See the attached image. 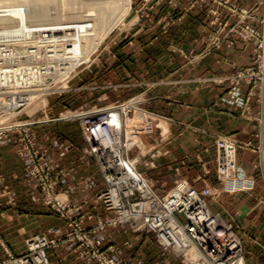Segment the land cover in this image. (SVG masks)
<instances>
[{
  "label": "rangeland",
  "instance_id": "374dc122",
  "mask_svg": "<svg viewBox=\"0 0 264 264\" xmlns=\"http://www.w3.org/2000/svg\"><path fill=\"white\" fill-rule=\"evenodd\" d=\"M39 1L41 2L38 7L42 12L38 15L34 24L31 22L27 25V31L30 32V39H32L30 41L37 42L39 45L41 43V61H61L62 63H58V66H60L58 68L63 71L59 70L60 73L55 77H53V73L50 72L48 75H51V80L54 81V84L49 86V88H47L48 90L43 89V91L35 97L26 101L24 105L13 108L11 111L9 109L10 112H8V108L3 110V108L7 107V104H1L0 119L12 117L26 121H33V123L25 128L26 136L31 139L36 148L43 152L40 162L43 168L50 172L47 180L43 178V176H40L39 172L33 171L35 163L30 159V156L23 151V138L21 137L24 134L23 132H4L0 135L12 133L21 142L19 153L26 155L29 160L30 173L34 179L33 185L40 193V200L44 210L47 212H54L69 228L62 235H56L59 227L54 225L49 226L46 233L43 234L25 233L22 240H19L20 242L16 245L18 248L15 250L11 246L5 244L0 234V250L4 252L3 255L0 254V259H6L10 253L12 255H20L26 252L28 248V238L30 236L38 234L59 238L74 231L75 226L72 223H69L67 217L61 215L55 208L46 206V186H49L48 181L50 180L53 188V196L56 195L69 204L79 205V208L73 212V215L81 218L79 221V227L81 230L83 229L84 236H82V238L78 237L74 231L70 239L57 240L55 244L49 245L47 247L48 259L50 247L57 246L64 241H76V245L79 248V254L88 258H94L96 264H106L108 258L119 260L122 264H137L136 261L128 260L123 257H114L109 254L108 250L113 249L111 247L112 244L110 242L101 243L98 239L93 238L92 236L93 232L108 224H120L129 228L131 231H143L148 234L147 254L148 261H151V264H192L187 259L190 257L188 255L190 250H175V248L161 243L156 234L149 229H133L127 224L120 222L109 223L108 221H105L109 217L114 216L112 208H106L101 198L98 197L99 193L107 187V182L99 170L94 156L88 150V141L86 139V134L82 129L81 122L83 120L80 117H71L69 113L73 111H84L92 112V114L97 113L99 115L102 113L98 110L104 109L106 106L123 103L122 106H124V112H120L121 114L119 115L121 116V121L119 122V137L122 145V153L124 155L126 154L136 170L144 176L145 180L158 194H166L174 185L175 181L183 177L199 191L200 196L204 199L209 208L208 199L214 201V207H216L217 210L210 209L222 217L237 233L242 247L244 264H246L243 241L240 237V233L238 232L237 227L233 224L234 221L229 217L224 216V214L219 211L221 207V201L219 198L220 195L224 193L233 194L238 190L251 188L253 180L252 178L239 177L236 172L234 177L231 178H223L219 176L216 171L215 159V142L218 136L234 139L236 155L238 141L230 134H216L214 137L211 150V160L213 175L217 183V186L215 187L203 180V188H197L188 177L179 174L178 171L180 170L178 168L177 160L173 159V156H168V159L165 160V162H159L157 157L161 158V156L157 155L156 142L154 141L153 145L149 146L146 144V137H153L157 132V127L160 126L159 123L161 124L163 120L162 117H160L161 112L156 109H148L142 105V101L145 99L142 95V90H134L135 86L136 89H139V86L129 84L130 82L128 78L131 75L136 79L132 80V82L138 81V83L144 82L148 85H155L158 82V79L162 78V75L156 78L157 73L169 71L168 69L170 68V71H172L177 62L169 63L163 67H158L160 66V63L154 65L147 64L144 66L137 63L141 61L135 62L130 60L129 57L134 54L133 57L137 56L143 58L144 56L147 58L154 57L155 59L159 55L161 56V59L158 62H162V59L167 61V58H176L175 56L181 53L187 60L196 61L212 50L219 48L222 44H229V36L237 37L245 43H251L253 56L249 64L245 66L234 64L236 69L233 72L222 75L213 74L211 79L215 82H226L229 91H240V113L253 118L260 125H264V102L261 103V101H264V96L259 95L264 94V62H256L258 61V53L261 52V48L256 45L258 39L246 40L242 38L239 31H233L231 29L234 26L241 25V23H248L259 31L264 32V0H256L254 4L249 7L237 4L232 0H209L212 6L208 8V11L213 15L210 21L215 24V27L207 37L203 47L196 51H186L183 49V47L178 44L179 41H181L180 38L177 36L174 37L173 33H164L165 36H161L162 38L159 39V47L153 43L154 45L149 44L144 47L143 50H139L141 45L140 42L147 43L148 40L154 39L155 37L158 38L157 29L153 28L148 32L143 33L140 27L142 25L155 27L161 23V27L165 28L163 26L171 24L176 18L175 15L172 16L167 13L163 20L160 18L161 15L157 16V14H155V10H157L156 8L158 7L159 10L163 9L164 11L169 9V7L176 9L179 6V0ZM204 1L205 0H186L185 4L181 6V9L182 11L187 10ZM223 10L227 12L228 17H220V13ZM90 11H92V14H89ZM262 35H264V33H262ZM95 40L97 43H95ZM131 40L133 42L132 46L130 45L132 44ZM21 56H25V59H20L22 62L27 61L28 55ZM77 58L81 59L77 63L71 64L74 59ZM257 67L258 69H262L260 70L261 74L255 73ZM56 83L58 85H56ZM38 86H41V81L39 79L26 89ZM17 88L18 89L11 87L3 89L20 90V88L23 87ZM252 101H255L257 104V111L255 112L251 111ZM93 107L100 108L97 109L96 112L88 110ZM146 116L147 118H151L154 123L153 129L150 132L143 130L142 122ZM51 121H66L77 125L82 138L80 157L85 162L91 161L96 165L104 182L103 187L92 196V207L94 208L99 204L104 209L110 210V214L107 216L97 218L95 221L84 225L82 221L85 217H90L91 213L88 211L83 212L82 202L69 200L57 187L64 172L53 171L45 165L43 160L45 149L38 147L29 134V128L32 125L39 122ZM165 131L166 129L160 127L158 133L162 136L163 134H166ZM239 199L242 200V196ZM19 204L20 201L17 191L4 181V177L0 173V212L4 207H15V209H17L16 207H18ZM236 208L237 197L230 196L225 205V209L231 212L233 210L235 211ZM51 228H58V230L51 231Z\"/></svg>",
  "mask_w": 264,
  "mask_h": 264
},
{
  "label": "crops",
  "instance_id": "0c3cea01",
  "mask_svg": "<svg viewBox=\"0 0 264 264\" xmlns=\"http://www.w3.org/2000/svg\"><path fill=\"white\" fill-rule=\"evenodd\" d=\"M237 4L249 7L256 0H232ZM186 0L178 1V8H156L155 14L176 16L168 26L155 27L142 25V32L157 29L158 38L140 42L139 50L149 44L160 45L159 39L164 33H173L180 38V44L186 51L199 50L207 37L213 31L215 24L208 8L212 6L209 0L198 3L183 10L181 6ZM154 14V15H155ZM180 14V15H179ZM152 15V16H154ZM220 17L226 18V11H221ZM178 34V35H177ZM229 44H222L196 61L187 60L181 53L176 58L162 59L161 56L137 57L130 55V60L142 65L157 64L163 67L169 63L176 66L169 71L157 73L155 85L144 82L129 84L139 86L134 90L141 91L145 99L142 105L148 109L161 112L162 123L157 127L153 137H146L147 145L157 144L159 162H165L168 156L177 160L179 174L185 175L197 187L203 188L205 180L208 184L217 186L213 175L211 150L216 134H230L237 141V175L252 178L251 188L238 190L233 194H221L220 212L234 221L243 241L246 264H264V125L240 113V91H229L226 82H215L213 74L222 75L233 72L234 64L245 66L253 56L252 44L239 38L229 36ZM156 41V43H155ZM130 44L133 45L131 40ZM154 43V44H153ZM149 67V66H146ZM164 73V74H163ZM251 111H257L255 101L251 103ZM166 129V134L159 135V128ZM29 134L34 143L45 149L44 163L53 171H63L57 187L71 201L82 202V211L91 213L82 223L87 225L97 218L110 214V210L101 205L92 207V196L103 187V178L91 162H85L80 156L82 138L75 123L66 121L39 122L29 128ZM21 142L8 133L0 135V173L19 197L20 204L15 207H4L0 212V234L7 246L14 250L18 247L23 235L46 233L49 226H58L56 235H62L68 230L67 224L52 211H45L40 200V193L33 185L30 164L26 155L19 153ZM225 196V197H224ZM237 197V208L229 212L225 209L229 197ZM242 196V200L239 199ZM32 198V199H31ZM211 209L214 201L208 199ZM93 238L101 243L110 242L113 248L108 253L114 257H123L136 261L137 264H151L148 261V234L143 231H131L120 224H108L92 233ZM145 247V248H144ZM140 248V249H139ZM147 250V251H146ZM0 254L4 252L0 250ZM50 264H96L94 258L79 254L76 241H64L49 248Z\"/></svg>",
  "mask_w": 264,
  "mask_h": 264
},
{
  "label": "built area",
  "instance_id": "2783aa9c",
  "mask_svg": "<svg viewBox=\"0 0 264 264\" xmlns=\"http://www.w3.org/2000/svg\"><path fill=\"white\" fill-rule=\"evenodd\" d=\"M231 29L239 31L242 38L246 40L257 38L258 43L256 45L261 48V52L258 53V61L256 62H264V51H262L264 50V35H262L264 32L248 23H241V25ZM33 48L29 47V49ZM16 63L17 60L13 58L9 62V64H14L15 68ZM42 70L45 71L46 68ZM260 70L262 69L257 67L255 73L261 74ZM24 76H26L25 73ZM12 79H14L13 76L5 79L0 75V86L6 81L11 82ZM25 93L23 91V94H13V98H9L12 101L10 108L24 105L27 100ZM259 95L264 96V94ZM7 96H9L8 93H6ZM122 104L106 106L104 118L94 114L82 113L84 111L69 113L71 117H80L83 120L81 122L82 129L86 134L88 150L93 156V151L99 148L98 132L100 130H102L105 140L114 145L115 149L107 166L109 170L106 171L102 168L94 156L97 166L107 182V187L99 193L98 197L101 198L106 208H112L114 212V216L105 221L109 223L120 222L133 229H149L156 234L161 243L175 248V250L185 251L193 245L199 251L201 262L204 264H244L242 247L237 233L222 217L207 206L199 191L186 178L177 179L166 194L160 195L136 170L126 154L122 153L119 137L121 116L118 118V116L113 115L114 111L124 112ZM99 108L93 107L88 110L96 111ZM119 112L117 115H120ZM115 117L117 120L114 119ZM31 123L33 121L12 117L1 118L0 134L12 131L23 132L24 134L21 136L23 138V151L34 161L33 171L39 172L40 176L47 180L50 172L45 170L40 162L43 152L36 148L31 139L26 136L25 128ZM99 125L102 128H99ZM142 126L144 131L150 132L154 123L151 118L146 116ZM107 127L112 128L108 131ZM215 146L217 174L223 178L234 177L237 169L234 139L218 136ZM48 183L49 186H46V206L55 208L61 215L67 217L69 223L75 226L74 231L77 236L82 238L84 232L79 227L81 218L73 215L79 205L69 204L56 195L53 196L52 183L50 180ZM57 230L58 228H51V231ZM73 232L59 238L38 234L30 236L26 252L20 255L10 253L6 259H0V264H49L47 247L55 244L57 240L70 239ZM187 259L190 263L195 264L190 257ZM106 264H122V262L108 258Z\"/></svg>",
  "mask_w": 264,
  "mask_h": 264
},
{
  "label": "bare ground",
  "instance_id": "6f19581e",
  "mask_svg": "<svg viewBox=\"0 0 264 264\" xmlns=\"http://www.w3.org/2000/svg\"><path fill=\"white\" fill-rule=\"evenodd\" d=\"M40 2L41 1L39 0H0V75L5 79L12 78V76L14 78L11 80V82L6 81L5 84L0 86V90H1L0 106L1 104L6 103L7 107L3 108V110L8 108L7 109L8 112H10L11 109H13L10 108L12 101L11 99H9L10 97L13 98L12 96L13 94H23V91H25L26 92L25 96L27 97L26 101H29L37 94H39L41 91H43V89H47L49 88V86H52V84H54V81L51 80V75H48L50 74V72H52L53 73L52 76L55 77L57 74L60 73L59 70L63 71L62 69L58 68L60 67L58 66V63H60L61 61L58 62H55L54 60H45L44 62L43 60L41 61L40 60L41 43L39 45V43L37 44V42L30 41L32 39H30L31 38L30 32L27 31L28 30L27 25L30 24L31 22L32 24H34L35 20H37L38 15L41 14L42 11L38 7ZM89 14H92V11H90ZM95 43H97L96 40ZM29 47H34V48L29 49ZM19 52H23L25 54ZM21 55H28L27 61L22 62L20 59L21 58L25 59V56L22 57ZM12 58L14 60H17L16 68L14 64H9ZM80 59L81 58L74 59V61L71 64L77 63ZM44 64H46V66H44ZM43 68H46V70L45 71L42 70ZM24 73L26 76H24ZM37 79L41 81V86L33 87V88L31 87L26 89L27 87L31 86L33 82L37 81ZM11 83L12 85H10ZM56 85L58 84L56 83ZM7 87L9 88L12 87L16 89H18L17 87H23V88H20V90L3 89ZM6 93H8L9 96L6 97ZM7 98L9 99V101ZM104 110L105 109L98 110L102 114L98 115L95 113L94 115L100 116V118H104V114H105ZM120 112L119 114H121ZM82 113L92 114V112H82ZM113 115L117 116V111H114ZM114 119H116V117ZM98 127L102 128L100 125ZM111 128L112 127L109 128L107 127L108 131ZM98 133L100 138V142L98 143L99 148L93 151V154L96 160L102 166V168H104L107 171L109 170L107 168L108 163L111 160V155L114 152L115 148L113 143H110L107 140H105L102 130H100V132ZM188 250H190L188 255L194 261L195 264H204L201 262L199 251L195 246L193 245L190 246Z\"/></svg>",
  "mask_w": 264,
  "mask_h": 264
}]
</instances>
